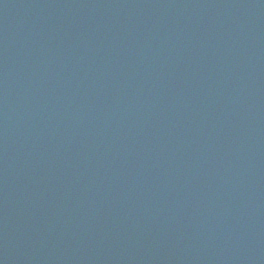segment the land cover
<instances>
[{"label": "water", "instance_id": "obj_1", "mask_svg": "<svg viewBox=\"0 0 264 264\" xmlns=\"http://www.w3.org/2000/svg\"><path fill=\"white\" fill-rule=\"evenodd\" d=\"M0 264H264V0H0Z\"/></svg>", "mask_w": 264, "mask_h": 264}]
</instances>
